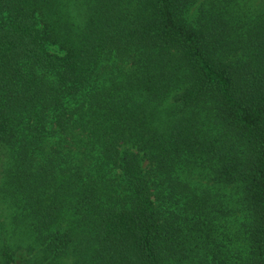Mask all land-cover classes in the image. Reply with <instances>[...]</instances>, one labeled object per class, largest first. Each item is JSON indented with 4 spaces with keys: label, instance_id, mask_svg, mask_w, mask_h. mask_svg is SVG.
I'll return each instance as SVG.
<instances>
[{
    "label": "trees",
    "instance_id": "1",
    "mask_svg": "<svg viewBox=\"0 0 264 264\" xmlns=\"http://www.w3.org/2000/svg\"><path fill=\"white\" fill-rule=\"evenodd\" d=\"M75 1L0 0V264H264V11Z\"/></svg>",
    "mask_w": 264,
    "mask_h": 264
},
{
    "label": "rangeland",
    "instance_id": "2",
    "mask_svg": "<svg viewBox=\"0 0 264 264\" xmlns=\"http://www.w3.org/2000/svg\"><path fill=\"white\" fill-rule=\"evenodd\" d=\"M238 2L240 3L239 6L237 5V7L241 8V10L245 11L246 14L248 15H256L259 12H263L264 11V0H238ZM79 0H76L72 7L67 11V13L69 14V16L71 18H73L71 15H73V13L78 16L79 14ZM74 7V8H73ZM80 18V17H77ZM174 98H170V100L168 102L165 103L164 105V111H163V115L167 116L168 115V110L169 108L174 105ZM184 177V174L181 176ZM190 180L195 181L198 180L197 175H191L190 176ZM230 187H227V189H224V192L226 193V191L228 192V196L224 201V204H228L230 205V207H232V203L234 205H236L238 203V201L236 202L235 199L234 200H230L228 197L230 195ZM223 191V190H222ZM222 191L220 193H222ZM238 194H236L237 196ZM232 197V196H231ZM171 205V203H169ZM183 204V202H182ZM175 205H172L171 208H175ZM233 208V207H232ZM176 209H178V207H176ZM242 217H243V213L241 210L239 209H232V213L231 211L225 214H222L221 217L218 219L219 221V230L220 232H225L226 234V239H225V243L228 244L225 247V249H227V251H231V252H243L245 253V248H246V244H244V242L241 240L239 233H237L238 229L240 230V226L242 225ZM68 264L73 263L71 259H69Z\"/></svg>",
    "mask_w": 264,
    "mask_h": 264
}]
</instances>
